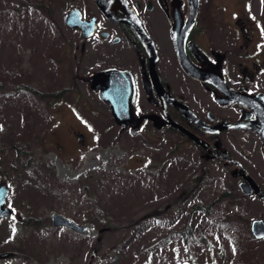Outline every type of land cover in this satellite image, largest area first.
Returning a JSON list of instances; mask_svg holds the SVG:
<instances>
[{"label":"rangeland","instance_id":"rangeland-1","mask_svg":"<svg viewBox=\"0 0 264 264\" xmlns=\"http://www.w3.org/2000/svg\"><path fill=\"white\" fill-rule=\"evenodd\" d=\"M216 2L219 18L247 10L264 31V0ZM66 5L0 0V184L13 210L0 219V264H264V239L251 236L264 203L169 133L116 123L91 87L102 63L83 61L58 21ZM234 141L263 175L259 139ZM54 213L88 230L54 225Z\"/></svg>","mask_w":264,"mask_h":264},{"label":"flooded vegetation","instance_id":"flooded-vegetation-1","mask_svg":"<svg viewBox=\"0 0 264 264\" xmlns=\"http://www.w3.org/2000/svg\"><path fill=\"white\" fill-rule=\"evenodd\" d=\"M216 5V0H67L58 21L66 24L67 15L77 9L76 17L69 21L92 22L89 30L94 29L85 36L86 29L66 24L74 34L80 58L99 60L102 67L97 72L117 68L131 75L134 125L137 120L141 125L128 130L169 133L177 138L176 150L188 146L196 149L203 161L216 162L231 173L234 170L242 196L264 203L255 190L245 194L241 188L244 183L251 185L246 177L250 175L264 192V174L256 172L252 152L231 144L238 133L253 134L259 139L264 161V139L246 128L257 122L256 111L238 100L242 99L239 94H259L254 104L264 99V31L247 10L245 16L233 11L231 17L219 18ZM42 6L51 12L50 6ZM138 25L145 35L136 31ZM225 121L244 127L215 131ZM181 127L205 144L193 140ZM221 153L239 161L245 170ZM253 221L252 240L260 242L264 238L255 237Z\"/></svg>","mask_w":264,"mask_h":264},{"label":"water","instance_id":"water-1","mask_svg":"<svg viewBox=\"0 0 264 264\" xmlns=\"http://www.w3.org/2000/svg\"><path fill=\"white\" fill-rule=\"evenodd\" d=\"M77 10V9H76ZM76 10H72L67 15L68 21H66V24L72 28L80 27L83 30H87L85 33V36H90L94 31L92 29L89 30L92 22L87 21H69L72 20L74 17H76ZM136 31L138 33H141L142 35L144 33L141 26H136ZM192 73L195 76L200 77L202 80L205 79V77H201L197 72ZM204 76V74H203ZM225 83V82H224ZM91 87L95 91H99V95L102 100L109 103L112 115L116 121V123L122 127L123 129L128 128L129 126H134V128L138 129L141 125V121L137 120L138 123L134 125L135 119L133 116V107H134V100H135V90H134V84L131 75L125 71L120 70L117 68H108L101 71L96 72L93 75ZM224 91L227 95L230 93V89L227 87L226 83L224 85ZM242 99H238L241 103L245 104L246 106H250L256 111L258 120L257 122H254L251 124V127L246 126V128H250L254 131H256L258 134L262 136L264 139V99L262 98V103L254 104V100L257 98H260V96H250L248 94H239ZM264 95V94H263ZM262 97V96H261ZM189 113L192 114L196 120L202 122L195 114H193L190 110H188ZM179 127V126H178ZM244 125L241 123H230V122H223L221 125L217 126L215 131H222L229 128H243ZM180 128V127H179ZM187 134L190 135V137L200 143L201 145L205 144V142L196 136L195 134H192L191 132L185 130L181 127ZM222 157L228 159L233 164H238L242 168V170H245L242 164L227 155L226 153L219 154ZM236 175V173H234ZM250 182L251 185L248 183L241 184L242 191L245 192V194L251 193L253 190L256 191V193L264 198V192L259 188V186L256 184V182L253 180V178L249 175L246 176ZM9 194V188L8 186L3 183L0 185V219L10 216L13 213V210L7 206V196ZM53 223L54 225L59 226H65L67 228L74 229L78 232H86L88 230L87 225H82L76 220H74L71 217L63 216L58 213L53 214ZM252 230L254 232L255 237L258 239L264 238V221L261 219H256L252 223ZM8 256V253L2 254V257L5 258Z\"/></svg>","mask_w":264,"mask_h":264},{"label":"trees","instance_id":"trees-1","mask_svg":"<svg viewBox=\"0 0 264 264\" xmlns=\"http://www.w3.org/2000/svg\"><path fill=\"white\" fill-rule=\"evenodd\" d=\"M42 97H47V98H48V95L46 94V96L44 95V96H42ZM193 210H194V209H193ZM28 220H29V219H28ZM29 221H30V220H29ZM188 226H190V225L188 224V225H187V229L184 230V232H186V233L189 232V230H188L189 227H188Z\"/></svg>","mask_w":264,"mask_h":264}]
</instances>
